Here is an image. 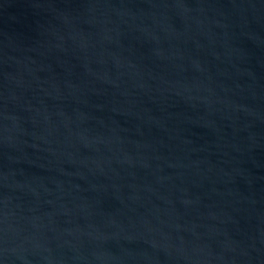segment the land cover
<instances>
[{
    "label": "water",
    "instance_id": "water-1",
    "mask_svg": "<svg viewBox=\"0 0 264 264\" xmlns=\"http://www.w3.org/2000/svg\"><path fill=\"white\" fill-rule=\"evenodd\" d=\"M0 264H264V0H0Z\"/></svg>",
    "mask_w": 264,
    "mask_h": 264
}]
</instances>
